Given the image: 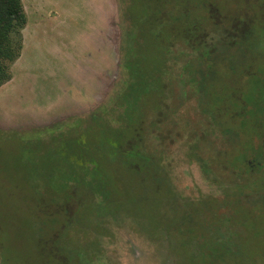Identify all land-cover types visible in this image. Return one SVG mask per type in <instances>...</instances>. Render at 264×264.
<instances>
[{
	"label": "rangeland",
	"instance_id": "obj_1",
	"mask_svg": "<svg viewBox=\"0 0 264 264\" xmlns=\"http://www.w3.org/2000/svg\"><path fill=\"white\" fill-rule=\"evenodd\" d=\"M22 2V50L0 87V264H55L50 241L62 244L60 232L46 220L62 204L43 195L61 147L54 139L68 135L91 152L100 129L120 126L132 11L149 2ZM188 4L208 21L204 42L179 35L172 45L161 94L126 131L128 167L103 156L94 170L107 198L75 186L65 205V246L84 264H264V84L254 88L245 74L264 76V35L253 26L264 20V0ZM151 48L135 51L160 64ZM236 95L260 102L256 123L212 112L219 98Z\"/></svg>",
	"mask_w": 264,
	"mask_h": 264
},
{
	"label": "trees",
	"instance_id": "obj_2",
	"mask_svg": "<svg viewBox=\"0 0 264 264\" xmlns=\"http://www.w3.org/2000/svg\"><path fill=\"white\" fill-rule=\"evenodd\" d=\"M188 1L192 2V0ZM148 2V7L144 11L141 10L140 14L132 11V24L137 29L133 35L132 48L126 56L125 65L132 80L121 102L123 114L118 121L120 126H116V121L115 124H109L107 130L100 129V137L95 146H92L91 152L86 144H74L76 141L72 143L68 135L60 137L58 141L57 138L54 139L55 143L60 142L61 147L54 154L51 152L53 157L51 156L50 163L54 171L52 172L50 167L47 169L50 176L45 185L47 193L43 192V195L48 198L50 203L62 204L61 208H58L55 214L46 220V225L50 231L60 232L62 244H58L59 241L56 242V240L50 241L51 251L58 256L55 258V264H73V261L76 264H84L87 261L86 256L76 254L65 246V243L71 246L70 238L67 237L71 223L63 218L67 212L65 205L71 200L74 187L76 186V189L81 191L89 188L96 197L99 195L103 199L107 198L108 195L102 185V179L100 181V176L94 170L100 168L98 166L100 164L99 159L103 156L107 157L109 161L117 162L118 159L120 160L118 165L128 167V158L133 156V152L124 150L126 139H128L126 131L131 129L135 131L136 127L139 126L144 113V102L149 97H158L161 94L166 78V65L163 60L170 52L172 45L178 40L179 35L184 36L186 41L190 39L191 42L196 41L199 44L204 42L199 35L202 28L203 30L205 28V22L208 21L204 22V15L196 16L193 14L197 7L191 4L187 5V0H148ZM263 22L264 20H260V22L257 21L256 25H253L261 31L262 37L264 35ZM27 24L28 14L22 0H0V87L11 80V65L17 60L22 50V31ZM188 42L190 43V41ZM246 42L247 40L242 39L236 44L244 46ZM149 46L160 57V64L151 65L147 54L145 56L137 55L135 50ZM245 74L251 77L254 88H257L259 84H264V76H261L254 69ZM238 80L240 79L238 78ZM204 89L206 92L205 87L200 92ZM229 98L228 96L219 98V104H216L213 107L214 111H211L215 114L216 112L223 113L226 116L228 115L226 112L229 114L234 112L238 115V119H243V127L249 123L250 119L256 123L254 117L261 114L260 102L250 98L243 100L237 95ZM230 100H233V105H231L232 101L229 104ZM247 100L249 101L246 102ZM230 119L232 118L230 117ZM100 139L101 141H99ZM72 154L77 157L73 162L68 159L72 157ZM61 156L66 159L64 163L60 161L59 164H54L57 157L60 158ZM57 223H60L61 230L55 227Z\"/></svg>",
	"mask_w": 264,
	"mask_h": 264
}]
</instances>
